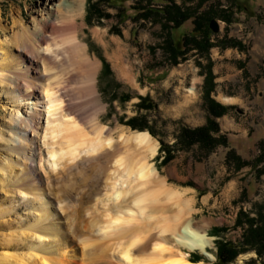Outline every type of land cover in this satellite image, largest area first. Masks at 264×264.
Returning a JSON list of instances; mask_svg holds the SVG:
<instances>
[{"label": "rangeland", "instance_id": "1", "mask_svg": "<svg viewBox=\"0 0 264 264\" xmlns=\"http://www.w3.org/2000/svg\"><path fill=\"white\" fill-rule=\"evenodd\" d=\"M58 1L0 0V46L5 47L2 49H10L9 54L15 51V19L18 18L31 29L38 17L45 13L44 9ZM173 1L186 9V12L197 6V0ZM234 1L209 0L203 6L212 4L217 9L229 10L230 13L231 20L212 18L219 24L217 32L211 30L212 41L228 42L232 39L238 42L235 47L214 45L208 52L192 46H182L181 52H173L174 55L169 52L166 45L169 37L180 40L193 29L191 18L186 19L179 27H173L171 23L169 27L166 24L157 11L164 4H169L170 0H84V9L76 18L80 25L77 28L79 38L86 44L87 55L96 69L94 82L98 101L89 102V110L83 111L84 117L91 113L98 115L101 123L111 127L114 139L120 141L118 134L121 129L122 132L126 129V133L138 130L132 129L125 122L132 116L139 115L144 117L147 127L156 133V136H152L148 131L157 140L158 149L159 138L169 145L171 158L165 164L161 163L165 153L158 149L151 162L167 185L182 192L181 200L186 197L191 199L192 211L188 217L193 224H207L205 230L212 238L209 248L212 257L208 258L198 250L188 251L174 246L186 251L187 258L190 253L202 256L199 261L205 264H211L215 260L216 240H240L242 226L236 224V217L240 212L249 217L255 216L259 211L264 214V171L261 169L264 166V0H238L245 7L242 10L235 9L232 4ZM148 6H153L154 11H144ZM54 36H58V33L50 34L45 43L53 46L59 40V37ZM41 63L39 61L37 66L42 71L44 65ZM105 63L108 67H105ZM42 75L47 76L48 73L42 71ZM33 80L38 83L36 79ZM69 86L76 91L77 98L74 97V100H87L89 95L87 92V97L84 95L81 81L71 82ZM206 88H211L210 97L230 106L223 115L216 118L220 133L226 137V144H218L208 153L196 144L182 148L177 138L182 125L193 128L205 124L208 116L203 99ZM11 90L12 85L7 78L4 79L0 85V168L7 161L12 162L14 168L9 170L7 166L9 171L5 168V172L0 169V203L6 208L5 216L3 219L0 217V233L8 234L9 223L35 220L33 224H37L40 214L37 209L41 199L49 202L53 211L51 217L56 218L59 225L70 234L73 225L69 215L73 210L82 209L80 213L85 210L82 215L86 219L94 217L104 221L105 216L102 214L108 212L111 215V209L98 204L94 198L82 204L78 199L85 185L80 174L51 178V175L58 174L62 164L55 166L53 171L52 168L50 170L43 159L45 146L41 142L44 152L41 150L42 156L34 157V166L41 179L39 184L43 192L31 195L28 192L32 190L28 188L26 196H21L18 184L24 172L21 169L22 158L8 147L19 143L15 131L18 126L12 122L16 117L14 110L18 105L20 112L28 110V105L23 102H29L30 99L23 102L22 99L15 100L10 94ZM142 99L143 102H140ZM44 118H39V126L45 125ZM11 126L10 130L8 127ZM43 131L44 128L41 127L34 133L41 135ZM26 132L28 136L31 134L30 130ZM40 135L35 136L36 141H42ZM261 155L263 161L257 164L256 160ZM17 164L20 168L16 169ZM89 172L90 170L85 173ZM100 186H104L103 182H100ZM104 192L105 189L95 192V197L102 198ZM222 226L225 230L216 234L213 229ZM152 231L156 235L159 233L158 229ZM93 234L94 237H88V244L93 242L92 245H96L98 238L101 243H108L101 230L96 228ZM168 236L170 233L165 235ZM81 238L74 241L80 262L82 258H85L84 264H106L112 260L117 262L116 255L109 252L93 254L86 249L83 250L86 257H82L79 252L83 245ZM1 247L0 251L3 250ZM100 254L104 255L103 260L93 258ZM249 257H256L255 252L248 250L238 254L234 263L244 264Z\"/></svg>", "mask_w": 264, "mask_h": 264}, {"label": "bare ground", "instance_id": "2", "mask_svg": "<svg viewBox=\"0 0 264 264\" xmlns=\"http://www.w3.org/2000/svg\"><path fill=\"white\" fill-rule=\"evenodd\" d=\"M68 1L59 0L52 6L46 5L45 13L38 17L31 29L15 19V51L9 54L10 49L5 51L2 49L5 47L0 46V85L7 78L12 85L10 94L15 100L22 99L23 102L30 99L23 102L29 108L25 112L19 111L17 103L18 108L14 110L16 117L12 122L18 126L15 131L19 143L8 148L22 158L21 169L24 172L18 184L21 196H26L28 188L32 190L28 192L31 195L43 192L34 166V157H41L44 152L41 142L45 146L43 159L50 170L62 164L58 174L51 175V178L80 174L85 181L78 198L81 204L94 198L98 204L113 212L111 215L108 212L102 214L105 218L104 221L101 218V222L99 218H84L82 213L85 210L80 213L82 209H72L69 218L72 219L73 229L70 234L56 218L51 217L53 211L49 202L41 199L37 224H33V219L9 223L8 234L0 233V246L3 248L0 264H84L85 258L81 262L78 260V248L74 245L79 237H82L83 243L79 250L82 257H86L83 250L88 249L93 254L114 253L116 261L122 264H205L192 262L186 256L188 253L180 250L182 247L188 251L198 250L211 258L209 248L212 238L205 230L206 223L193 224L189 219L191 199L186 197L181 200L182 192L167 185L151 162L157 153V140L148 131L126 133V129L119 131L120 141L115 140L111 127L101 123L98 115L91 113L84 117L83 111L89 110V102L98 101L94 82L96 69L77 29L80 25L76 18L84 9V0ZM55 33L58 36L54 37H59V40H54L53 46L46 44L50 34ZM39 61L44 65L42 71L47 72V76L39 70ZM78 81L83 83L84 95L86 92L89 95H85L87 100L84 102L74 100V97L77 98L76 91L69 86L71 82ZM39 118H44V126H39ZM41 127L44 128L43 134L35 135ZM8 128L11 130L12 126ZM26 130L31 131L29 136ZM37 135L43 138L42 141L35 140ZM11 163L4 162L0 168L2 172L7 166L9 170L13 169ZM15 168H20V165ZM88 170L89 174L85 173ZM100 182L104 186L101 187ZM102 189H105L103 197H95V192ZM1 205L0 217L3 219L6 208ZM96 228L105 233L108 243L103 244L98 238L96 245H92L93 242L88 244V237H94ZM155 229H158L159 235L152 233ZM167 233L170 236L165 237ZM103 256L100 254L93 258L101 261ZM117 262L112 260L106 264Z\"/></svg>", "mask_w": 264, "mask_h": 264}, {"label": "trees", "instance_id": "3", "mask_svg": "<svg viewBox=\"0 0 264 264\" xmlns=\"http://www.w3.org/2000/svg\"><path fill=\"white\" fill-rule=\"evenodd\" d=\"M207 1L209 0H197V6H195L194 9L192 8L189 12H186V9L181 8L180 5H177L173 0H170L169 4H164L159 9L160 11H157L162 15L169 27V23H171L173 27H179L184 21H186V19L191 18L192 20L193 29L190 34L184 35L180 40H173L170 37L167 39L166 45L172 55H174L173 52L180 53V48L182 46L185 48L187 46H192L196 49H202L205 52H208L211 46L214 45L220 47H226V45L233 47L238 46V42L232 39L228 40V42L212 41L211 35L213 32L209 27V20L213 17H220L226 20H231V18L229 10L225 11V9H219V7L217 9L215 5L212 4L203 7ZM232 4H234L236 7L235 9L237 10L245 8L239 4L238 0H235ZM144 11H147V13L153 12L154 8L153 6H148L147 8H144ZM105 65V67H108L107 63H105ZM209 74L211 73L209 72ZM210 91L211 88H206L203 98L208 113L205 124L193 128L186 125L180 127L179 136H177V138L182 148H189L196 144L200 146L205 153H208L209 151L214 150L218 144H226V137L224 134L220 133V127L218 126L219 123L216 118L223 115L230 106L221 104L210 97ZM140 102H143V99ZM148 105L150 106L151 103L148 102ZM144 122V117L135 115L129 118L125 123L132 129L147 130L152 136H156V133L148 128ZM159 141L160 147L158 150L165 153L161 163L165 164V162L171 158V150L169 145L161 138H159ZM261 161H263L262 155L258 157L256 162L258 164ZM262 167L263 168L261 169L264 171V166ZM236 224L242 226V237L237 242L224 238L216 240L215 244L217 248L214 252L215 260L211 264H235V256L242 252H247L248 250L254 251L256 257H249L244 264H264V214L259 211L255 216L249 217L243 212H240V215L236 217ZM213 230L216 234H220L221 231L225 230V227H215ZM201 257L202 256H198L197 254L190 253L188 259L192 262H197L201 260Z\"/></svg>", "mask_w": 264, "mask_h": 264}, {"label": "water", "instance_id": "4", "mask_svg": "<svg viewBox=\"0 0 264 264\" xmlns=\"http://www.w3.org/2000/svg\"><path fill=\"white\" fill-rule=\"evenodd\" d=\"M209 27L213 32H217L219 30V24L218 21H216V19H211L209 20Z\"/></svg>", "mask_w": 264, "mask_h": 264}]
</instances>
